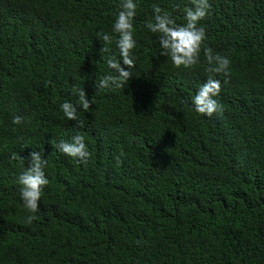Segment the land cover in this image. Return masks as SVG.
Listing matches in <instances>:
<instances>
[{
  "label": "trees",
  "instance_id": "trees-1",
  "mask_svg": "<svg viewBox=\"0 0 264 264\" xmlns=\"http://www.w3.org/2000/svg\"><path fill=\"white\" fill-rule=\"evenodd\" d=\"M211 3L199 24L227 75L206 72L202 50L174 67L144 26L153 4L183 23L191 0H139L132 74L108 90L95 83L119 59V0H0V264H264V0ZM209 76L212 117L191 103ZM73 86L94 100L82 128L59 109ZM77 132L86 163L51 143ZM32 151L49 184L28 223L16 178Z\"/></svg>",
  "mask_w": 264,
  "mask_h": 264
},
{
  "label": "clouds",
  "instance_id": "clouds-1",
  "mask_svg": "<svg viewBox=\"0 0 264 264\" xmlns=\"http://www.w3.org/2000/svg\"><path fill=\"white\" fill-rule=\"evenodd\" d=\"M139 0H119V11L116 13L112 24V32L118 34L115 44L119 49V59L109 57L106 59L107 68L110 70L96 81V89H118L123 87L129 80L135 65L131 55L136 46L134 39L133 19L137 14ZM192 7L186 8L183 13V23H177L174 16L158 4L152 5V18L145 23V27L151 33L157 34L160 47V55L170 58L172 65L176 68H191L200 63V53L206 61L205 71L209 73H224L227 75L231 60L227 55L214 52L211 47L205 45L207 32L199 22L211 14V0H191ZM173 11L179 8L173 3ZM104 42L101 51H107V45L111 43L112 37L106 32L96 34ZM127 66V68L125 67ZM221 82L209 76L202 83L191 98V103L197 113L207 117L213 114H222L224 109L219 102ZM72 95L76 97L75 102L64 100L59 104L65 118L76 121L79 127L85 126V121L80 119L78 109L87 112L94 100L89 99L84 88L73 86ZM23 117L13 115L12 124H21ZM55 150L63 154L87 162L91 153L88 150L85 137L77 132L70 141L61 140L58 143L52 140ZM25 159V158H24ZM28 166L19 173L16 183L19 187V196L24 208L30 213L26 222L31 223L39 210V202L45 186L49 184L45 168L46 159L42 158L39 151L29 154Z\"/></svg>",
  "mask_w": 264,
  "mask_h": 264
}]
</instances>
